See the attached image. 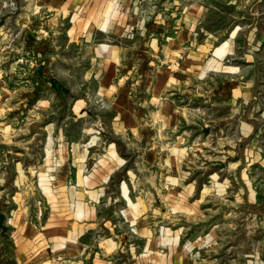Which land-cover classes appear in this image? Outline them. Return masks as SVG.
I'll list each match as a JSON object with an SVG mask.
<instances>
[{
    "label": "crops",
    "instance_id": "1",
    "mask_svg": "<svg viewBox=\"0 0 264 264\" xmlns=\"http://www.w3.org/2000/svg\"><path fill=\"white\" fill-rule=\"evenodd\" d=\"M13 1L0 0V264H188V222L211 221L213 239L234 217L224 203L260 206L264 0ZM91 82L105 134L70 137L84 112L59 110L77 115L86 101L70 96Z\"/></svg>",
    "mask_w": 264,
    "mask_h": 264
},
{
    "label": "rangeland",
    "instance_id": "2",
    "mask_svg": "<svg viewBox=\"0 0 264 264\" xmlns=\"http://www.w3.org/2000/svg\"><path fill=\"white\" fill-rule=\"evenodd\" d=\"M262 71V76H263ZM65 86L76 89L82 88L87 82L82 78H75L74 82H69L64 77H59ZM90 91L87 94L82 92L73 93L70 96V102H76L77 100H85L86 104L81 107V110L73 114L67 109L59 110L60 116L74 117L78 116L82 111L83 119L74 122L69 125L68 134L70 137L78 138L80 134L87 132L91 135L96 134L99 136L104 135L103 130L105 126H102L98 117L101 115V106L97 104L98 96L95 92L97 90L94 82L90 83ZM102 103V102H100ZM97 124H100L97 128ZM101 128V129H99ZM108 131V130H107ZM107 136V135H106ZM250 177L254 179L258 186V191L262 197L260 206L257 208L251 205H244L241 202L235 201L234 205H226L224 203L223 208L225 211H230L234 217L213 221L214 224L219 225V230L213 234V239L209 236V228L211 221H192L188 222V227L192 229L186 236L194 242L196 237L201 236V239L194 243V247L199 246L200 249L196 251L192 250V256L189 258L188 264H264V157H262V169L251 168ZM235 176L236 183V195L241 189V171L237 170ZM259 184V185H258ZM209 208V206H208ZM211 210H206V216ZM208 217V216H207ZM244 218V219H243ZM190 233H193L190 234ZM192 235V236H191ZM127 264H131L130 260H125Z\"/></svg>",
    "mask_w": 264,
    "mask_h": 264
},
{
    "label": "water",
    "instance_id": "3",
    "mask_svg": "<svg viewBox=\"0 0 264 264\" xmlns=\"http://www.w3.org/2000/svg\"><path fill=\"white\" fill-rule=\"evenodd\" d=\"M99 126H97V128H98ZM99 129H101V128H99ZM203 132L204 133H208L209 132V129L208 128H204L203 129ZM5 220H6V218H5V215L0 211V232H1V234H5L6 233V231H7V228H6V226H5Z\"/></svg>",
    "mask_w": 264,
    "mask_h": 264
},
{
    "label": "built area",
    "instance_id": "4",
    "mask_svg": "<svg viewBox=\"0 0 264 264\" xmlns=\"http://www.w3.org/2000/svg\"><path fill=\"white\" fill-rule=\"evenodd\" d=\"M9 4H10V7H11V10L13 12L17 11L19 9V7L17 6L16 2L13 1V0H9Z\"/></svg>",
    "mask_w": 264,
    "mask_h": 264
}]
</instances>
